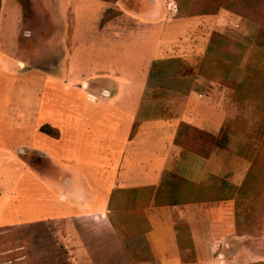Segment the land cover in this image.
Segmentation results:
<instances>
[{
    "label": "crops",
    "instance_id": "1",
    "mask_svg": "<svg viewBox=\"0 0 264 264\" xmlns=\"http://www.w3.org/2000/svg\"><path fill=\"white\" fill-rule=\"evenodd\" d=\"M35 1L48 28L41 36L38 27L35 34L25 21L21 1L0 0V82L5 78L6 92L19 94L21 102L9 103L12 107L0 116L11 128L25 127L6 133L29 132L32 138L44 134L35 131L37 126L53 128L45 123L50 78L45 83L37 78L32 60L17 52L34 39L51 34L73 45L100 40L110 55L95 62L96 73L117 80L110 87L83 81L79 89L90 93L83 104L74 101L73 123L58 116L53 128L58 136L44 134L62 145L73 131L78 152L74 148L70 157L64 150L58 159L64 165L48 168L52 159L43 148L18 153L25 158L39 154L41 164L29 169L40 186L47 187L44 181L61 190L60 203L52 216L0 224V235L12 237L15 249L10 253L29 252L41 242L55 248L59 260L0 264L255 263L257 251L249 241L264 239V229L242 213V203L251 197H242L241 191L253 186L254 172L264 170V144L258 142L264 137L232 133L226 143V125L234 127L256 102L243 103L234 86L200 75L211 35L204 39V49L198 46V33L182 35L187 20L174 19L178 8L173 0ZM109 10L118 16L103 24ZM223 15L212 31L224 34L219 24ZM241 105L248 111L241 113ZM90 110L91 121L99 126L94 138L82 131ZM184 126L220 142L211 149L197 146ZM82 140L91 143L88 149L82 150ZM4 195L9 203L16 197L0 190ZM35 225L42 228H28Z\"/></svg>",
    "mask_w": 264,
    "mask_h": 264
},
{
    "label": "rangeland",
    "instance_id": "2",
    "mask_svg": "<svg viewBox=\"0 0 264 264\" xmlns=\"http://www.w3.org/2000/svg\"><path fill=\"white\" fill-rule=\"evenodd\" d=\"M18 1L22 2L24 0ZM173 1L176 2L179 11L180 0ZM11 3L16 4L14 1H11ZM22 3V10L24 9L23 14L26 17L25 21L31 23V27H34V31L36 32L35 34L38 32L37 27L39 28V33H41L40 36L42 34H47L48 28H45L43 25L44 22L41 20V15L38 11L39 6L36 5V1L29 0L28 3L26 1ZM201 10L202 7H197L195 12H198V15L196 14L194 16L179 15V12H173L172 14L175 15V20H187L185 21L186 26H184V31L181 32L182 35L188 37L194 33H198V37L201 39L198 45L200 49L205 48L204 39L212 35V33H215V31H212V27L216 26L217 17L220 15V12L224 14L219 20L220 26L223 27L222 30L224 31V36L239 43L247 42L246 40H249L248 42H250V44H244L246 46L244 54L241 50L236 49L237 55H239L240 52L242 54L241 56L239 55V62H237V66L240 69L236 68V70H240L238 79L241 82H246V84L249 83L251 87L255 89V93L252 95V100L256 102V107L254 108L253 106L249 109L251 112L257 111V117H255V119L258 122L264 114V46H258L254 42L261 28L260 19H264V8L247 16L224 8L220 9L218 15L215 16L202 15V13H200ZM227 14L228 16H233L235 21L232 22L229 17L227 18ZM52 27V29L56 30L54 26ZM51 33H53V31ZM49 36L50 37L48 38L34 39L28 47L17 52H19V55L21 56L25 54L27 59L32 60V65L36 66L39 70L40 75H38L37 78H42L45 83L47 75L49 76L50 79L48 81V93L46 97V103H48V105H46L45 108V111H47L45 113V123L56 128V124L59 120L58 116L61 119H64L66 123L70 122V125L73 123L72 113L74 101H81L83 104L84 99H86V96L90 93L84 89H79L83 81H88L96 86L110 87L115 85L117 78L114 80L110 76L99 75L96 73L97 71L94 66L96 64L95 62L98 60L101 61V59L110 55L109 52H105L107 48L109 49L107 44H103L100 40L91 42L85 40L80 45H73L71 41L63 42V39L60 36H51V34ZM77 48L79 51L75 52L77 51ZM199 52L201 51L199 50ZM94 53L96 56L95 61L93 62L92 59ZM129 62L133 63V61ZM118 80L120 79L118 78ZM0 83H2L0 88L1 113L5 112V110L8 109V106L12 107L9 103H12L14 100L17 104H21V102L19 94H9L6 92L7 80H5V78L2 77ZM225 85L232 87L230 83H225ZM243 110L248 111V106L241 105V113ZM86 112L88 116V119H86L87 125L82 127V131L94 138L98 133L99 126H97L96 121H91L92 118L90 117L92 110ZM239 123L242 125V122H238L236 125L238 126ZM14 128H16V130H25L23 124H17L11 128L3 119V115L2 117L0 116V190H5L8 191V194L14 193V195H16V197H12L11 203H9L7 195L0 197L1 225L14 221H18L14 223H23L20 221H25L26 219H29L28 221H30L52 216L53 207H57L60 203L59 198L61 190L52 187L51 185L53 184H50L49 186L44 181L43 184L45 186L47 185V187L40 186L36 181V179L39 180V178L31 169H29L34 168L31 165L33 163L36 166L41 164L42 159L38 157L39 154L33 153L32 157L27 155L26 158L25 156L20 157L19 154H26L25 149L28 151L33 149L34 151L39 149L42 150L43 148V150L51 155L52 161L48 168H58L64 165L63 163L58 162V159H61L64 150L70 152V157L73 156L74 148L75 151L78 152L77 146H74L73 131H70V134L68 133V139L65 140L62 145H58L57 143H54L50 137L40 133L37 137L33 136L32 138L30 137L31 134H29V132H16V134L10 132L6 133L9 130L12 131ZM40 130L41 126H37L35 131L40 132ZM46 137H48V139ZM89 144H91L89 141L82 140V150L88 149ZM28 165L30 167H28ZM44 166L46 167V165ZM68 167L72 168L71 166ZM32 175L35 176L32 177ZM252 179L253 186L251 188L246 187L241 191L242 197L247 199L251 197V201L242 203V213L245 214L246 218L251 220V223L254 221L255 226L260 228L263 232L264 170L254 172ZM16 184L17 190L14 188V185ZM252 198H254V200H252ZM28 228L39 230L42 226L35 225ZM3 230L4 229H2V231ZM253 238V240L249 241V245L255 246L257 260L252 264H264L263 236H255ZM11 241L12 237L8 233L0 235V260L2 262H10L18 259L32 261L59 260V254L54 251L55 248L53 249L49 246L41 245V242H38L37 245L32 244L29 248V252L22 251L20 253H10V251L15 249L14 245L11 244ZM52 241L51 238H48V243L50 245H54L51 243Z\"/></svg>",
    "mask_w": 264,
    "mask_h": 264
},
{
    "label": "trees",
    "instance_id": "3",
    "mask_svg": "<svg viewBox=\"0 0 264 264\" xmlns=\"http://www.w3.org/2000/svg\"><path fill=\"white\" fill-rule=\"evenodd\" d=\"M108 3H117L120 0H101ZM197 7H202L200 13L202 15L215 16L218 15L220 9L224 8L229 11L236 12L238 14L251 15L264 8V0H180L179 1V15H190L194 16L198 12H195ZM198 15V14H197ZM118 13L109 10L105 17L103 18V24L108 23L112 19L116 18ZM260 31L255 40V44L258 46H264V19H260ZM247 42L239 43L230 40L226 36L220 33H212L210 44L206 53V57L200 67V75L208 78L214 82H221L225 85L231 84L235 87L236 93L239 94L240 101H251L252 95L255 93V89L251 87L249 83L241 82L238 79L240 68L237 66L238 57L241 56L236 54V49H239L243 52L246 50L244 44H250L249 40ZM234 49V50H233ZM236 68H239L236 70ZM253 101V100H252ZM245 111V110H243ZM257 111H252L250 114L242 113L240 115L239 122H242V125L237 126V123L226 125L225 137L226 143L229 140L230 134L232 133H243V134H255L258 138L264 137V114L258 120ZM254 120L255 123H251ZM263 120V121H262ZM234 129V131L232 130ZM42 133L56 138L58 136V131L51 128L50 126H43L40 130ZM183 132L186 135H191L192 138L197 143V146L205 147L211 149L217 142H220V139L212 137L207 134H203L201 131L184 126ZM264 144V139H259ZM263 140V141H262Z\"/></svg>",
    "mask_w": 264,
    "mask_h": 264
}]
</instances>
